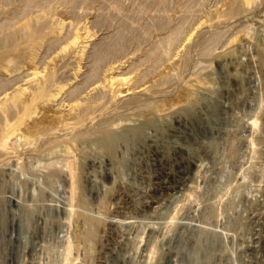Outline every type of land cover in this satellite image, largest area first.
Returning a JSON list of instances; mask_svg holds the SVG:
<instances>
[{
	"label": "rangeland",
	"instance_id": "374dc122",
	"mask_svg": "<svg viewBox=\"0 0 264 264\" xmlns=\"http://www.w3.org/2000/svg\"><path fill=\"white\" fill-rule=\"evenodd\" d=\"M74 1L73 4L65 1L61 2V0L44 1V4L32 5L28 10L24 11L26 14L23 13L20 16L18 12L23 10L26 5L25 1L10 0V2L0 3V24H7L8 22L9 25L10 20L12 22L10 26L3 28V30L0 29V76L3 74V70L10 66L8 64L12 66L13 61L14 66L27 67L31 55L36 53L39 71L42 72L45 67L54 68L53 71L57 77H55L56 84L61 83L63 85L69 82L68 84L75 83L79 86L78 92L81 91L80 93L77 92L78 96H73L75 98L74 103L79 101V103L82 102L80 104H84V98L90 96V100L86 101H92L91 103L97 106L95 110L90 112L88 120L83 124V127L81 125L82 128L80 127L77 130V133L81 130L78 134H83L84 136L75 138L73 134L70 135L68 133L73 142L69 141L71 140L70 138L68 141L66 139L67 142L56 141L50 134L49 137L48 134L44 136L48 142L44 143L42 141L41 143V140L37 141L38 138L36 137H41L43 132H46L45 130L50 127H57L58 119L54 116L53 104L51 103V105L47 104V106L39 103L42 106L38 105L39 108L37 106V109L29 111L33 112V114L29 112L24 114L20 110L18 113L11 115V117L9 115V120L13 123L18 121L20 117H24L21 123L24 124H22L23 129L28 135L24 134L30 135V137H35L36 135L35 139L31 138L32 141H36H33V144L31 141L32 146L28 145V147L27 145L21 146L19 144L21 142H18L17 147L12 149L13 155L9 153L6 155L7 157H0V264H70L72 262L73 257L71 258L72 260L70 259L71 261L67 260V242L73 241L79 233V222L82 219L80 214H78L80 210L75 208L77 211L79 210L78 212L75 211L72 207L73 205H69L70 202L68 201L70 195L69 183L71 181L70 170L76 167L77 171L74 170L75 175L76 177L80 176L82 180L84 179L83 182L88 192L91 186L86 181V177L84 178L88 172L98 175V180H102L98 168L94 169V171L90 169L88 156L93 152L90 146L92 140L103 137V132L107 133V130L111 133L115 131L119 133L123 128H135V131L142 134L143 137H139V141L132 146L133 149L128 148L127 153L124 146L120 145L118 148L116 156H118L120 162L118 168L120 176L117 181L127 183V186L133 183V186H139L140 191L142 190L143 194H145L151 188L152 179L150 176L155 170L151 166L147 170L149 166L142 161L139 151L146 146V138H150L149 136L153 135L163 140L164 143L162 145L165 148V152H167L166 157L167 154L170 157V146L167 145L166 139L169 138L167 136L171 135L172 125H175L176 118L181 116L183 127H185L184 129L187 133L185 137L190 139V141L197 137L203 138L206 136V138L209 137L208 140L211 138L212 142L216 143L214 146L225 145V157H228L229 163L227 168L231 173H237L236 170L230 169V165L235 162L238 168H242L241 171L243 170L242 172L246 173L248 180L245 179L242 184L244 185L243 196L248 198L253 203H251V207L255 208L257 202L254 203V201H257L261 196L259 194L261 190L257 193L259 191L258 188L261 189L264 185V163L261 166L257 162V154L251 155L249 153L245 155L244 152L240 151V148L243 146L241 145L243 144L242 140L247 136L243 129L244 120H246L247 115H251L250 110L252 108L257 109L259 106L256 114L258 116H256L257 130L259 132L263 130L264 101L261 104L259 103L257 92L260 89L264 95V61H261L260 57H258L257 48L261 47L258 50L264 55V0ZM37 15H42L44 18L42 21L45 23L41 21L39 23L31 22L30 28L32 29L20 32V25L29 22L31 18ZM61 23L65 26L63 39L58 41L59 43H47L50 38L49 35H52L57 26H62ZM68 25H71L70 28ZM177 29L182 30V33L176 42L177 44L172 48L170 56L159 60V62L156 58L154 60L148 58V52L158 40L167 36L174 37L176 33L174 34L173 32H177ZM72 30L77 31L74 32ZM31 31H35V33H31ZM74 33H77L84 41L82 44L85 47L82 44L81 46L84 48L85 53L82 49L81 57L80 53L78 54L79 50H77L80 48H77L76 50H71L69 55L57 58L56 55L61 52V49L69 45L68 42L73 41ZM216 34H220V38L219 43L217 42L214 46L211 38ZM113 46L114 48L119 47L122 51L117 54L107 53V50L112 49ZM209 46L214 47L213 52L210 53L211 55L205 52V50L210 48ZM97 51H101L103 52L102 54L106 55L105 57L103 55L104 59L99 63L96 62L98 61L95 54ZM70 53H72L73 57H71ZM51 62H53V65ZM114 71L118 74H127L133 78L132 84L135 88V94L132 96L134 97L128 96L124 99L126 102H122L124 100L118 101L106 92L88 95L89 92L91 93L90 90L94 88L93 86L101 84L105 86ZM76 72L79 74L77 75ZM16 79L12 77L1 79L3 85L0 86V97L4 93H12L17 86L27 87L24 84V78ZM137 94L138 96L135 97ZM72 98L67 93H64L60 100H63L68 105L73 103ZM15 115L17 116L15 117ZM64 117L65 119L67 118V116ZM136 125L141 130L135 127ZM192 126L195 130L192 129ZM209 127L214 130L225 127L226 135L222 134L224 139L221 144L218 141L220 136L207 131ZM203 130L208 133L204 134ZM116 141L120 142L118 139ZM144 142L146 143L144 144ZM142 144L144 145L142 146ZM191 149L195 154L203 151L201 147L194 144ZM136 156L139 157L137 158ZM253 165L256 168L254 167L253 169ZM258 166L260 169L262 167V180L254 184L250 179V175L256 170H260ZM79 167H82L81 170H79ZM244 167L245 169H243ZM139 168L150 173L146 174L148 176L146 177L147 179L145 178L144 181H139L138 183L134 179V174ZM246 169L248 170L245 172ZM250 170L252 173H249ZM223 171L224 168L221 167L219 173ZM210 176L208 174L207 179ZM117 181L113 185L106 183L108 198L117 189ZM93 188L97 189L95 186ZM232 188L233 186L231 185V187L226 188V193V190L221 193V198L218 197L216 204H214L216 206L213 205V211H208L206 215L208 217L204 235L211 237V234L214 233L213 238L215 240V246L209 251L210 253L207 251L208 255L206 253L204 255L201 252V261H208V264L226 263L225 260L221 262L219 257L224 245L228 246V251L232 249L234 252L232 254L227 252L225 258H231L240 253V247H234L233 234H230L231 230H233L232 227L235 225L234 222L239 223L242 219L241 215H239L241 212H237L239 210L236 206L237 201L232 197V193H234ZM204 190L205 188H200L197 194H193L194 197L182 195L179 200L177 198L172 200L173 202L171 201L169 209H167V213L169 216L171 215V220H168L170 224L168 221L163 223L161 234L154 239L151 244L153 249L147 253L146 258H140V252L147 242L148 230L142 223L141 225L139 222L134 223L132 219L130 220L134 213L132 211H135L132 206L127 205L129 208L128 212L130 211L127 216L121 215L119 217V215L113 213L114 207L110 199L106 198L100 204L94 202V206H91L93 204L90 205V198H85V200L88 199L87 202L85 201L88 204V215L95 223L96 237L94 236V241L92 240L89 243V249H86L85 255L80 256L81 258L77 261L74 260L73 264H98L99 259L103 256V248L106 247L107 250H113L116 246L117 249L121 242L120 233L129 230L131 226L137 227L140 234L132 242L133 254L134 256L138 254L139 257H136L137 260H131L130 264H160L164 257V237L166 238L167 234L178 230L182 226L183 219L185 221L188 212H191L188 210L192 208L193 204L196 205L198 202L199 205L203 204L202 202V204L200 203L201 198L199 195L201 196ZM195 200L198 201L195 202ZM70 210H74L76 213ZM76 214L79 216L77 217ZM172 216L174 219H172ZM128 218L129 220H127ZM115 219L117 223L110 229L109 222ZM164 224L169 226L166 227ZM190 247L188 248L189 251ZM213 254L215 258H213Z\"/></svg>",
	"mask_w": 264,
	"mask_h": 264
},
{
	"label": "bare ground",
	"instance_id": "6f19581e",
	"mask_svg": "<svg viewBox=\"0 0 264 264\" xmlns=\"http://www.w3.org/2000/svg\"><path fill=\"white\" fill-rule=\"evenodd\" d=\"M21 1H25L24 3L26 5L25 6L22 5L24 7H23V10L21 12H18L19 16L22 15L23 13L26 14L24 11L28 10V8L32 7V5L44 4L43 3L44 1H49V0H21ZM64 1L67 3L71 2L73 4L74 0H61V2H64ZM4 2H10V0H0V3H4ZM147 2H149V1H147ZM234 7H235V5H234ZM231 9H234V8H231ZM234 10H232V11H234ZM139 13H140V11H139ZM42 19L44 20L42 15H37V16L31 18V20L29 22L20 25V27H19V29L21 30L20 32L28 31L29 29H32V28H30L31 22L39 23L41 21L42 23H45L44 21H42ZM113 21H114V19H113ZM9 23L10 24L12 23L11 20ZM62 23H61V25H62ZM128 23H130V22H128ZM10 24L8 25V22H7V24L6 23L0 24V29L3 30V28L10 26ZM59 24H60V22H59ZM164 24H163V26H164ZM36 25H38V24H36ZM64 25H66V24H64ZM64 25H62V26L59 25V27L57 26V28H55L52 35L51 36L49 35L50 38H49V40L47 39L48 40L47 43L52 44V43H56L58 41H61V39H63L62 37H63V33H64V31H63L64 27H65ZM68 26L70 28L71 25H68ZM110 26H111V24H110ZM127 26H128V24H127ZM34 27H39V26H34ZM126 28H128V27H126ZM19 29H17V30H19ZM130 29L131 28L129 26V30ZM6 30H7V28H6ZM33 30H34V28H33ZM35 30H36V28H35ZM72 31H74V30H72ZM76 31L77 30H75L74 32H76ZM86 31H87V29H86ZM178 31H179V33L177 34ZM178 31L173 32L174 34L176 33L174 37L173 36H170V37L167 36L168 38L166 37V38H162V39L158 40V42L148 52V55H147L148 58H151V60L152 59L154 60L156 58V59H158V62H159V60H161L165 57H169L170 56L169 54L171 53L172 48H174V45L177 44L176 42L178 41L179 36L182 33V30H178ZM32 32L35 33V31H31V33ZM74 34H75L74 39L72 37L73 41L68 42L69 45H67L66 47L64 46L65 48L61 49V52L58 55H56L57 58L58 57H65V56L69 55V52H71V50H73V49L76 50L77 48H80L77 50H79L78 54L80 53L79 55L81 56V53L84 50L83 47H85L82 44L84 41H82L81 37L77 33H74ZM80 34H81V32H80ZM30 35H33V34H30ZM89 36H90V34H89ZM117 36H119V35H117ZM91 37H89V38H91ZM140 37H142V36H140ZM212 37H213V38H211L212 43L215 46L217 42L219 43L220 34H218V35L216 34L215 36H212ZM85 40H86V38H85ZM188 40H190V39L188 38ZM121 43H123V42H121ZM257 43H258V41H257ZM81 44L83 47L81 46ZM114 45H117V44H114ZM209 47L210 48L205 50V52L208 53L209 55H211L210 53L213 52L214 47L213 46H209ZM256 47H258V46H256ZM117 48L119 49V47H117ZM117 48H114V46H113L112 49L107 50V53L109 52L111 54H117L118 52L122 51L120 49L118 50ZM260 48H257V51L259 53L258 52H256V53L259 54L258 57H260V60L264 61L263 53L260 52V50H258ZM32 49H34V48L32 47ZM27 50H28V48H27ZM35 50H37V49H35ZM99 50H100V48H99ZM75 53L77 54V52H75ZM84 53H85V50H84ZM102 53L103 52H101V51H99V52L97 51V53H95L97 60H98V61H96L97 63L102 61L104 59V57L106 56ZM71 54L72 53H70V55ZM103 55H104V57H103ZM37 57L38 56L36 53L34 55L32 54L30 57L31 59H30L29 65L27 67L14 66L15 64L13 63L14 62L13 61L12 66H11V64H8L10 66L7 65L8 66V67L6 66L7 69H4L3 74L0 76V86L3 85L1 79H5L6 77L7 78L12 77L15 79L22 77V78H24V80H23L24 84L27 85L26 88H22L20 86L19 87L17 86V88H15V90H13L12 93H6V94L4 93L0 97V157L1 158H2V156L4 157V156L8 155L9 153H12V155H13L12 149L17 147L16 145L18 142H21V143H19V144H21V146L22 145L23 146L27 145V147H28V145L32 146L31 145V141H32L31 138L33 136L32 137H30V135L27 136L28 134L23 129L24 124L21 123V122H23L22 120L24 117H20L18 121H15L13 123V122H10L9 115L11 117V115L18 113V111H20V110L23 111L24 114H27L29 111L37 109V106L39 105V103H41L42 105L46 104V106H47V104L51 103V104H53L52 107H53L54 116L56 117V119H58L57 120L58 121L57 127H53V128H51L50 126H49L50 128L46 127L48 129L45 130L46 131L45 133L43 132L41 137L40 136L36 137V135H35V137L38 138L37 141L41 140V143H42V141L44 143L46 141L48 142L47 138L44 137L47 134H48V137L50 135L53 136L54 139H56V141L67 142L70 138L69 134L70 135L73 134V137H75V138H80V137L84 136L83 134L82 135L78 134L81 130L78 131V133H77V130H78V128L81 127V125L83 127V124L86 123V121L88 120V115L90 114V112L97 108L96 104L91 103L92 101L91 102L86 101V100H90V96H86L84 98L85 99V102L83 101L84 104H80L82 102L79 103V101H78V103H74L75 98L73 96L77 95L79 86H77L75 83L68 84L69 82L67 84L65 83L63 85L61 83L56 84L55 83L56 82V80H55V77H56L55 74L56 73L53 71L54 68L51 69V68L45 67V68H43L42 72L39 71L37 68L38 67L37 66V64H38V61H37L38 58ZM71 57H73V56L71 55ZM62 59H65V58H62ZM53 60H56V59H53ZM50 61H52V60H50ZM10 63H11V61H10ZM154 63H155V61H154ZM51 64L53 65V62H51ZM49 65H50V63H49ZM91 65H93V64H91ZM261 65H262V63H261ZM78 74L79 73H77V75ZM75 75H72V76H75ZM76 78H78V77H76ZM75 79H73V80H75ZM11 80H10V82H12ZM132 83H133L132 77L128 76L127 74H118V73H115V71H114V73L110 76V78L107 81L105 86L104 85L102 86V84L93 86L94 88L92 90H90L91 93L89 92L88 95H92V94L97 95V93L99 94V93L106 92V93L110 94L113 98L117 99L118 101H121V100H124L125 98H127L128 96L130 97V96L135 94V88H134ZM258 85H259V83H258ZM258 89H259V86H258ZM141 90H140V93H141ZM80 91L78 93H80ZM64 93H67V95H70L71 98L73 97L72 102L73 101L74 102L73 103L68 102L69 104L67 105L63 102V100H60L61 96ZM140 93H139V95H140ZM104 95H106V94H104ZM142 95H143V92H142ZM98 96H100V95H98ZM137 96H138V94L135 97H137ZM145 96H146V94H145ZM257 96L259 97L258 100H260L259 103L260 104L263 103L264 95L260 89L257 92ZM132 97H134V96H132ZM62 99H65V98H62ZM81 101H82V99H81ZM122 102H126V101L124 100ZM41 104L39 106H42ZM260 104H258V105H260ZM39 106H38V108H39ZM256 107H257V105H256ZM258 107H257V109L252 108V110H250L251 115H247L246 120H244L245 122L243 124L244 125L243 129H244V132L247 134V136L245 137L244 140H242L243 144H241V145H243V146H241L242 148H240V151L244 152L245 155H248L249 153L251 155L257 154V156H258L257 162H259V164L262 166V163H264V123L262 126L263 130H261L259 132L257 130V119H256V116H257L256 114L258 113V109H259ZM181 111H183V110H181ZM29 113H31V112H29ZM31 114H33V112ZM94 114H95V112H94ZM16 116L17 115H15V117ZM64 116H67V118L65 119ZM63 117L65 120L62 119ZM53 119H54V117H53ZM181 119H182V117L178 116L174 122L175 125L174 124L172 125L173 128L171 130V135H170L171 137L167 136L168 134L166 135L167 137H169V138L166 137L167 138L166 142H168L167 145L170 146V150L168 149L170 151V154H171L170 157H168V154H167L168 158L166 157L167 152H165V148L162 145L164 143L163 140L159 139L160 137L158 138V137L153 136V135H151V136H153L152 138H151V136H149L150 138H146L147 144H146V146H144L145 148L143 147L142 150L139 151L141 153L142 161H144L145 165L149 166L148 168L146 167L147 170L150 168V166H151V168H154V170H155V171H153V174H151V176H150V178L152 179V181H151L152 184L150 185L151 188H149L150 190L145 192V194H143L144 192H142V190L140 191V189L138 188L139 186H137V187L133 186L132 185L133 183L129 184V186H127L126 185L127 183L125 184V183L117 181L118 177L120 176L118 174V170H119L118 168L120 166V162L118 160V156H116V152H117L118 148L120 147V145L122 147L124 146L125 152L127 153L128 148L133 149L132 146H134L135 143H137L139 141L138 138L143 137L142 134L135 131L134 130L135 128H129L128 127L129 129L123 128V130H121L119 133H117L116 131L111 133V132H108V130H107V133H105V131H104L103 132L104 134H102L103 137H101V138L98 137V138L92 140V142L90 141L91 142L90 146L92 147L93 152L91 154H89V156H88L89 157L88 158L89 164H90L89 167L93 171H94V169L98 168L100 170L99 175L102 178V180L101 179L98 180V175L96 176V175L92 174V172L91 173L88 172L87 176H84V178L86 177V181H88V183H90L89 186H91V188L89 189V192H88V191H86L85 184L83 182L84 179L82 180V178H80V176H77L78 177L77 178L75 175L74 170H76V167H75V169L73 167L70 170V173H71L70 174L71 181L69 183L70 195H69V198L68 197L67 198H68V201L70 202L69 205H71V204L73 205V206L71 205L73 207V209L76 208V209L80 210V211L78 210L80 212L78 214H80V217L82 219L79 222V224H80L79 225L80 226L79 227V233L78 234L76 233L77 235L73 241L70 240L69 242H67V255H66L67 260L69 261L73 257V260L71 259L72 262L71 263L69 262L70 264H73L74 260L77 261L79 258H81L80 256L85 255L86 249H89V243H91L93 238L95 239V237H96L95 223L88 215V212H89L88 208H87L88 204L86 202L90 198V205L93 204L91 206H94V202L95 203L98 202L100 204L102 202V200L104 201L106 198H108L107 197L108 191L106 192V183L113 185V184H115L116 181L118 182V186H116L117 189L115 191H113V193L110 194L111 196L108 198V199H110V201L113 204V207H114L113 213L116 215H119V217L121 215L127 216L130 212V211L128 212L129 208L127 207V205H130V207L132 206L133 209H135V211L132 209L133 210L132 212H134V213L132 214L133 217H131L130 220L132 219V221L134 223H138V222L140 224L142 223L145 226V228L148 230V239H147V242L144 245L142 251L140 252V258L141 257L146 258L147 253L152 251L153 248H152L151 244L154 242V239H156V237L161 234L163 223H165V222L167 223L168 220H171V217H170L171 215L169 216V214L167 213V209H169L168 207H169L171 201L174 199H177V198L179 200V197H181L182 195H184V196L187 195L189 197H192L193 194H197V192L200 188H205V190L203 191L204 193L202 194V192H201L202 195L201 196L199 195V197L201 198L200 203L202 202L203 204L201 203L202 205H199L198 204L199 202H198L195 205L192 203L193 204L192 208H189V210H188L191 212L190 213L188 212V215H187L185 221L183 219L182 224L180 223L182 226L181 227L179 226L180 228L178 230L170 232L169 234H167L166 238L164 237V239H165L164 244H163L164 257L160 261V264H208V261H201V257H202L201 255L204 253L207 254V251H208V253H210L209 251H211L213 246H215V240L213 238L214 233L211 234V237H206L207 235H204L205 228H206L205 225L207 223V217H208L206 215L208 214V211H210V212L213 211V205L216 204V201H217L218 197H220L221 193H223L227 187H231V185H232L233 186L232 189L234 190V193H232L233 194L232 197L237 201L236 206L239 209V210H237V212L238 211L241 212V214H239V215H241L242 219L237 218V219H241V221L240 222L238 221L239 223L234 222L235 225L232 227L233 230H231L230 234H233V237L232 236L231 237L233 240V244L235 245L234 247H240V253L238 255L232 256L231 258L230 257L225 258V254L227 252H229V253L231 252V254L234 252L232 251V249H231V251H228V246L224 245L223 251H222V253H220L221 255L219 256L220 261L222 262L223 260H225V262H226L225 264H264V185L262 186L261 189L258 188L259 191L257 193H259L261 190V193H259V194H261V196L257 199V201H254V203L257 202V206L255 208H252L251 205L253 203L248 198H245L243 196V190H244L243 186L244 185H242V184L245 181V179L248 180L246 173H243L242 172L243 170L241 171L242 168L241 169L238 168L237 163H235L234 161H233L234 164L230 165V169L236 170L237 173H234V172L231 173L227 168V166L229 165L228 159H227L228 157L227 158L225 157V150H226L225 145L221 144V141H223V139H224L222 137V134L226 135L225 131H224L225 127L217 128L216 130L209 127L207 130V131H209V133H213L214 135L220 136L218 141H220L221 146L217 147V146H214L216 143L214 144L212 142L211 138L208 140L209 137L206 138V136H204L203 138L197 137L194 140H192V138H191L192 141H190V139L185 137L186 136L185 134H187V133L185 132V129H184L185 127H183ZM262 120H264V118ZM137 125H139V124L137 123ZM137 125L135 127H137ZM223 126H225V125H223ZM86 127H87V125H86ZM140 127L142 128V124L140 125ZM106 128H108V127H106ZM137 128H139V127H137ZM192 129H194L193 126H192ZM226 130H228V129H226ZM164 131H166V130H164ZM207 131H204V134H206ZM227 132H229V131H227ZM24 133H26L27 135ZM167 133H169V132H167ZM35 137H33V138L35 139ZM66 139H67V141H66ZM117 139L120 142H117L116 141ZM146 140H144V141H146ZM33 141H36V140H33ZM33 141H32V144H33ZM53 141H55V140H53ZM69 141L73 142L72 139ZM216 142H217V140H216ZM49 143H52V142H49ZM145 143L146 142H144V144ZM144 144H142V146ZM193 144L195 146L201 147L203 151L202 152L198 151L199 152L198 154L193 153V151L191 149ZM71 145H72V143H71ZM139 145H141V144H139ZM142 146H140V147H142ZM29 148H31V147H29ZM10 151H12V152H10ZM132 151H134V150H132ZM257 156H255V157H257ZM66 159H65V161H66ZM141 159L139 158V160H141ZM250 161H251V159H250ZM230 162L232 163L231 159H230ZM248 163H250V162H248ZM253 164H255V163H253ZM72 166H74V164H72ZM219 166H220V169H219ZM68 167L70 168V166H68ZM221 167L224 168V171L219 173V170H221ZM254 167L256 168L255 165H253V169H254ZM81 168L79 167V170H81ZM141 168H142V166H141ZM141 168H139V170L136 171L134 174V179L137 180L138 183H139V181H144L145 178L148 177V176H146V174L150 173L149 171H144ZM225 168H227V169H225ZM243 169H245V167ZM249 169H250V167H249ZM258 169H260V167ZM247 170L248 169H246L245 172ZM249 173H252V171L250 170ZM208 174H210L211 176H210V178L207 179ZM262 174H263V172H262V167H261L260 170H256L253 174L250 175L251 176L250 179L255 184L256 182H259L260 180H262ZM93 186L97 187V189L93 188ZM226 192H227V190L225 191V193ZM253 195H254V193H253ZM138 197L141 199H139ZM85 198H88V199L85 200ZM198 200H195V202H197ZM124 203H125V206H124ZM71 206H69V207H71ZM214 206H216V205H214ZM220 206H221V204H220ZM69 209H72V208H69ZM69 209H68V211H69ZM76 209H75V211H77ZM70 211H74V210H70ZM70 213H72V212H70ZM76 216H77V214H76ZM124 216H123V218H124ZM112 219H114V218H112ZM172 219H174L173 216H172ZM127 220H129V218ZM118 222H119V220H118ZM109 223H110L109 225L111 227L110 229H112V227L115 226L117 221L115 219V220H111ZM131 223H130V225H131ZM134 223H133V225H134ZM168 223L170 224V221H168ZM127 224H129V223L127 222ZM164 225L166 226V224H164ZM167 226H169V225H167ZM229 226H230V224H229ZM127 227H129V226H127ZM138 234H140L139 229L135 226H131L129 228V230L121 232L120 233L121 242H120V245L118 243V245H119L118 248L116 249V246H115V249H113V250H109V249L107 250L106 247L103 248V256L101 257V259H99L98 264H128V263L130 264L131 260H135L136 257H139L138 254H136V256H134V254H133L134 252L132 251V247H133L132 242H133V240L138 238V236H139ZM209 235H210V233H209ZM189 246H191L190 251L188 250ZM84 249H85V251H84ZM237 250H238V248H237ZM201 252H203V253L201 254ZM87 254H88V252H87ZM206 254H204V255H206ZM213 258H215V255ZM244 258H245V260H244ZM206 260H208V259H206ZM68 261H67V263H68Z\"/></svg>",
	"mask_w": 264,
	"mask_h": 264
}]
</instances>
